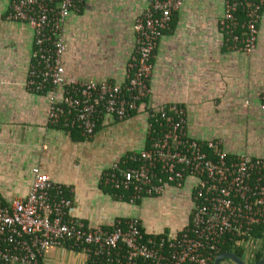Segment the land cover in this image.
I'll return each instance as SVG.
<instances>
[{"label":"built area","instance_id":"obj_1","mask_svg":"<svg viewBox=\"0 0 264 264\" xmlns=\"http://www.w3.org/2000/svg\"><path fill=\"white\" fill-rule=\"evenodd\" d=\"M82 1L8 0L5 18L32 31L25 86L46 96L47 121L88 138L102 117L123 120L148 96L158 38L182 0H146L134 19L135 47L120 83L65 72L63 22ZM262 2L224 0L218 28L227 49L254 48ZM258 106L264 113V93ZM145 132L146 144L111 161L100 183L134 204L190 181L189 215L177 233L147 232L134 216L110 226L86 224L72 213L71 187L34 165L23 196L0 197V264H42L50 247L81 251L86 264H212L226 238L233 245L253 238L254 227L264 224V156L229 154L219 139L188 135L176 103L152 108Z\"/></svg>","mask_w":264,"mask_h":264},{"label":"crops","instance_id":"obj_2","mask_svg":"<svg viewBox=\"0 0 264 264\" xmlns=\"http://www.w3.org/2000/svg\"><path fill=\"white\" fill-rule=\"evenodd\" d=\"M223 2L182 0L158 38L146 99L123 120L102 117L86 138L75 129L50 124L46 96L26 88L32 31L23 22L6 19L8 0H0V197L23 196L32 179L30 169L38 165L54 181L71 187L72 213L86 224L110 226L117 218L134 216L147 232H178L188 219L190 181L131 204L101 184L100 174L111 161L145 145L149 111L169 103L183 106L188 135L219 139L229 154L264 156V113L258 106L264 93V0L255 46L248 53L223 43L218 28ZM81 3L63 22L66 74L122 82L135 47L134 19L146 0ZM168 203L175 204L169 228H145L140 211L162 210ZM233 246L242 250L246 263H253L257 253L264 254V231ZM44 255L42 264H86L81 251L68 247ZM219 264L236 263L224 258Z\"/></svg>","mask_w":264,"mask_h":264},{"label":"rangeland","instance_id":"obj_3","mask_svg":"<svg viewBox=\"0 0 264 264\" xmlns=\"http://www.w3.org/2000/svg\"><path fill=\"white\" fill-rule=\"evenodd\" d=\"M175 204L173 203H168L167 205H164L162 210L160 209H147V210H141L140 211V217L142 219L143 225L145 228H150L151 225L154 224H165L166 228L164 229H168L169 227L167 226L166 222L169 220L172 212H174L175 210ZM168 223V222H167ZM166 231V230H163ZM177 231V229H176ZM162 232V231H160ZM177 233V232H176ZM175 234V233H174ZM172 235V234H171ZM53 248V249H51ZM56 249H59V247H50L47 248L44 252V256H53L54 253H56Z\"/></svg>","mask_w":264,"mask_h":264},{"label":"trees","instance_id":"obj_4","mask_svg":"<svg viewBox=\"0 0 264 264\" xmlns=\"http://www.w3.org/2000/svg\"><path fill=\"white\" fill-rule=\"evenodd\" d=\"M146 99V98H145ZM144 99V100H145ZM134 112V111H133ZM132 112V113H133ZM73 130L70 131V134H73L72 133ZM146 144V143H145ZM110 191L112 192L113 194V191L110 189ZM264 231V224L260 225V226H256L254 227V229L252 230V234L253 236L255 237H260L261 234L263 233ZM162 234H166L165 232H163ZM159 235V234H158ZM222 251H232L234 252L235 254H237L238 256H241V253H242V250L239 248V247H234L233 246V238L229 239V238H226L224 243L220 245V252ZM261 257V253H257V255L255 256L254 260H257Z\"/></svg>","mask_w":264,"mask_h":264},{"label":"water","instance_id":"obj_5","mask_svg":"<svg viewBox=\"0 0 264 264\" xmlns=\"http://www.w3.org/2000/svg\"><path fill=\"white\" fill-rule=\"evenodd\" d=\"M224 258H227L236 264H264V254L257 261L253 263H246L240 256L231 251H222L217 253L213 258L212 264H219Z\"/></svg>","mask_w":264,"mask_h":264},{"label":"flooded vegetation","instance_id":"obj_6","mask_svg":"<svg viewBox=\"0 0 264 264\" xmlns=\"http://www.w3.org/2000/svg\"><path fill=\"white\" fill-rule=\"evenodd\" d=\"M188 215H189V213H188Z\"/></svg>","mask_w":264,"mask_h":264}]
</instances>
